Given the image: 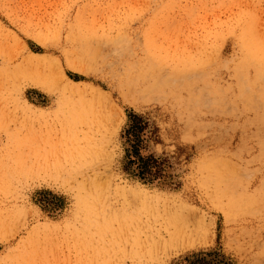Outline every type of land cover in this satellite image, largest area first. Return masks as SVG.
Instances as JSON below:
<instances>
[{
  "label": "rangeland",
  "instance_id": "374dc122",
  "mask_svg": "<svg viewBox=\"0 0 264 264\" xmlns=\"http://www.w3.org/2000/svg\"><path fill=\"white\" fill-rule=\"evenodd\" d=\"M130 111L167 183L124 170ZM205 252L264 264V0H0V264Z\"/></svg>",
  "mask_w": 264,
  "mask_h": 264
},
{
  "label": "trees",
  "instance_id": "16d2710c",
  "mask_svg": "<svg viewBox=\"0 0 264 264\" xmlns=\"http://www.w3.org/2000/svg\"><path fill=\"white\" fill-rule=\"evenodd\" d=\"M150 124L143 115L132 111L122 130L124 145L123 168L139 180L147 183H167V160L149 152ZM170 183V182H169ZM178 264H232L219 252L198 253L186 256Z\"/></svg>",
  "mask_w": 264,
  "mask_h": 264
},
{
  "label": "bare ground",
  "instance_id": "6f19581e",
  "mask_svg": "<svg viewBox=\"0 0 264 264\" xmlns=\"http://www.w3.org/2000/svg\"><path fill=\"white\" fill-rule=\"evenodd\" d=\"M119 39V38H118ZM117 39V40H118ZM119 41V40H118ZM117 44V43H116ZM114 45V44H113ZM116 46V45H115ZM118 48V47H117ZM195 60V59H194ZM247 87V86H246ZM256 113V112H255ZM258 120V119H257ZM34 132V131H33ZM28 136V135H27ZM30 138V137H29ZM32 143V142H31ZM43 146V145H42ZM56 172V171H55ZM116 192V191H115ZM114 193V192H113ZM111 194V193H110ZM131 194V193H130ZM120 195V194H119ZM102 199V198H101ZM130 200L128 201V202H126L125 204H123L122 206H121V208L120 209H122V211H124V212H128V213H130V214H133V215H142V213L144 212H146L147 213V208H145L144 206H142V202H140L139 201V199H138V196H136L135 194H131L130 195V198H129ZM124 200V199H123ZM118 201V200H117ZM114 202V201H113ZM116 203V202H115ZM113 205V204H112ZM114 206V205H113ZM110 207V206H109ZM115 207H116V205H115ZM112 208V207H111ZM120 211V210H119ZM150 211V210H149ZM140 212V213H139ZM127 213V214H128ZM143 213V214H144ZM150 213V212H149ZM123 214V213H122ZM146 217V216H145ZM144 217V218H145ZM151 217V216H150ZM128 218V217H127ZM152 218V217H151ZM124 219H125V217H124ZM135 219V218H134ZM140 219V218H139ZM146 219V218H145ZM142 220V219H141ZM147 220V219H146ZM152 220V219H151ZM154 220V219H153ZM152 220V221H153ZM132 221V220H131ZM143 221V220H142ZM138 222H140V220L138 221ZM148 222V221H147ZM146 222V223H147ZM155 222H157V221H155ZM158 223V222H157ZM163 223V222H162ZM148 224H149V222H148ZM151 223H150V227H151ZM159 225H160V223H159ZM159 225H158V227H159ZM154 226V225H153ZM163 226V225H162ZM162 228V227H161ZM169 228V227H168ZM155 229V228H154ZM166 229V228H165ZM155 231H156V229H155ZM157 232V231H156ZM154 234V233H153ZM157 234V235H156ZM155 238L156 237H158V240L160 241V244H161V242L164 244V242H166L167 244H168V241H170L169 243H171V241L172 240H174V239H176L177 237H181V234L179 233V231H177L176 229L175 230H169V229H166V230H161V229H159V231L157 232V233H155ZM148 238H149V236H148ZM154 239V238H153ZM157 239V238H156ZM151 241V240H150ZM149 241V242H150ZM155 242V241H154ZM153 242V243H154ZM153 243H151V244H153ZM156 243H158V241L156 242ZM149 244V243H148ZM147 244V245H148ZM166 244V245H167ZM145 245V244H144ZM153 245H155V243L153 244ZM160 246V245H159ZM185 247H186V245H184ZM189 246V245H188ZM187 246V247H188ZM157 247V246H156ZM161 247V246H160ZM159 247V248H160ZM162 247H163V245H162ZM148 248H149V245H148V247H147V250H148ZM150 249V248H149ZM151 250V249H150ZM152 252V251H151Z\"/></svg>",
  "mask_w": 264,
  "mask_h": 264
}]
</instances>
